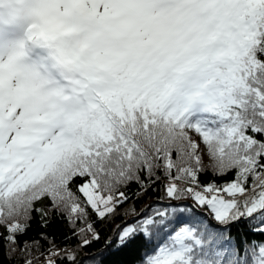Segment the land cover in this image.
<instances>
[{
  "label": "snow or ice",
  "instance_id": "6c2138e0",
  "mask_svg": "<svg viewBox=\"0 0 264 264\" xmlns=\"http://www.w3.org/2000/svg\"><path fill=\"white\" fill-rule=\"evenodd\" d=\"M48 205L81 247L130 217L141 264H264V0H0V238Z\"/></svg>",
  "mask_w": 264,
  "mask_h": 264
},
{
  "label": "trees",
  "instance_id": "16d2710c",
  "mask_svg": "<svg viewBox=\"0 0 264 264\" xmlns=\"http://www.w3.org/2000/svg\"><path fill=\"white\" fill-rule=\"evenodd\" d=\"M207 162V157H205V163L207 164ZM229 178L226 177L225 179ZM200 179L203 182H208L216 178L212 176L211 171H207L201 175ZM159 187L158 182L155 190L149 189L146 194L139 198L133 197L129 203L134 205L137 211L145 208L146 205L157 206ZM137 190V185L132 184L129 193ZM48 207L49 216L45 218L47 225L45 226L39 213L33 212L29 221L30 226L23 235L18 236L17 245H9L0 238V264H25V261L29 259L32 260V264H46V258H49V249L53 247V244L56 246V250L61 252L59 257H51L56 260V264H70L66 259L69 251L74 252L76 264H141V258L145 252L142 241H137L127 248L117 249L115 245L111 248L106 247V240L109 237H114L116 226L124 220L130 219V217L123 215L116 217L105 226L101 240L94 241L90 246L81 247L79 246L80 237L73 233V229L67 220L52 210L50 205ZM125 207L128 205L126 204ZM121 213H123V209H121ZM236 231L237 229L234 228L233 232ZM0 233L6 234L3 226H0ZM249 235L257 240L264 239L259 235L251 233ZM34 241H38L39 244H34ZM25 243L29 246L27 249H25Z\"/></svg>",
  "mask_w": 264,
  "mask_h": 264
}]
</instances>
